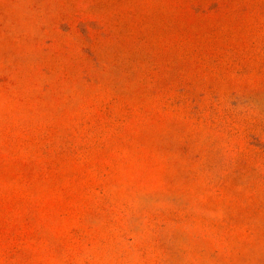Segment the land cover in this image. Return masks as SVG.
Returning <instances> with one entry per match:
<instances>
[{
	"label": "rangeland",
	"instance_id": "obj_1",
	"mask_svg": "<svg viewBox=\"0 0 264 264\" xmlns=\"http://www.w3.org/2000/svg\"><path fill=\"white\" fill-rule=\"evenodd\" d=\"M0 264H264V0H0Z\"/></svg>",
	"mask_w": 264,
	"mask_h": 264
}]
</instances>
